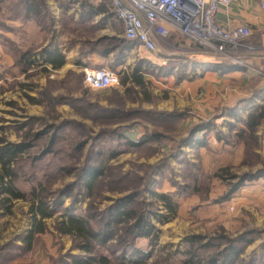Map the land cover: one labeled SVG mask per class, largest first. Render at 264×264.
Masks as SVG:
<instances>
[{"label":"rangeland","instance_id":"374dc122","mask_svg":"<svg viewBox=\"0 0 264 264\" xmlns=\"http://www.w3.org/2000/svg\"><path fill=\"white\" fill-rule=\"evenodd\" d=\"M13 5V2L0 0V42L4 54L9 53L11 56L7 58L4 55L0 64V137L9 143H18L28 131L27 127L24 129L19 126L28 122L30 117L38 118L27 124L29 134L42 130L45 134L35 142V148L20 155L15 163L17 177L13 185L17 191L26 194L33 189L39 191L50 206L54 207L55 202L57 204L53 215L45 219L44 231L34 235L30 247L23 238L27 237L32 224L31 202L21 198L12 199L9 209L0 204V264H65L70 261L71 255H81L83 252L74 237L58 230L64 210L72 206L73 215L84 217L83 212L87 207L102 211L115 199L135 189H144V192L152 189L169 195L177 205L176 212L171 214L160 202L154 204L149 196L143 198L146 207H151L162 220L152 219L156 227L155 240H136L137 247L150 254L146 264H197L196 261L202 258L214 257L232 240L233 243L242 238L264 240V200L248 198L240 193L244 186L264 177V144L260 135L256 139L238 136L237 132L242 127L221 133L225 144L239 145L241 149L237 150L236 155L229 151V158L211 157L207 161L199 151H189L183 138L177 135L184 118L176 124H170L157 119L150 120L145 114L140 115L142 112L112 119L106 117V113L104 116L99 105L104 99V91L87 88L83 82V68L74 62H69L72 65H65L59 72H49L45 81L41 80L44 84L40 91L46 89L49 92L48 99H44L42 104L29 103L21 91V79L16 80V77H21L19 73L24 68L20 52L24 48L31 50L28 43L34 38L35 32L31 30L28 37H24L23 33H15L14 40L7 43V36L3 35L6 33V23L2 18L16 13ZM39 5L44 11V19L40 23L47 28V42L54 40L58 46L67 47L70 59L78 57L85 67L112 68L115 63L113 68L119 71L120 77L124 73H142L143 86H136L131 98L127 99L136 105L128 108L150 110L140 105L149 102L152 103V110L163 112L154 102L167 99L173 92V85L168 81L169 75L177 77L183 67H191L195 61L193 58H184L176 71L170 69L169 64L160 63L140 64L139 69L137 50L132 45L124 49L120 37L112 36L108 45L114 48L113 52L98 62L93 59L91 51L106 49V34L102 33V29L75 23L69 15L56 18L44 1ZM113 23L112 32H119ZM10 62L13 66L8 65ZM37 74L28 75L27 81L35 83ZM188 75L184 73L185 77ZM2 76L9 80H2ZM29 95L41 99L36 91H31ZM220 111L223 112L216 108L210 111V115H218ZM182 112L186 117L194 111L185 109ZM207 120L211 121L212 116L198 119L194 126L206 124ZM258 126H264V117ZM133 128L143 133L144 139L151 138L150 141L139 147H131L127 139L137 140L125 134ZM106 131H109L110 136H106ZM53 132L57 139L53 151L35 158L43 152ZM213 133H216L215 130ZM209 151H206L207 154ZM108 152L113 156L106 161ZM99 161L105 163L104 173L93 189L89 190L82 173L96 166ZM259 173L262 176H257ZM241 179H246L242 186L236 191L231 190L234 184L243 181ZM65 191L68 192L64 194ZM190 239L195 240L193 246L190 245ZM245 248L241 249L244 255ZM94 250L105 253L104 247L97 246ZM191 253H194L193 256ZM190 257L192 259L188 260ZM239 261L242 263L238 264L244 263L241 259L236 262Z\"/></svg>","mask_w":264,"mask_h":264},{"label":"crops","instance_id":"0c3cea01","mask_svg":"<svg viewBox=\"0 0 264 264\" xmlns=\"http://www.w3.org/2000/svg\"><path fill=\"white\" fill-rule=\"evenodd\" d=\"M6 1L13 2V9L17 10L16 13L2 18L6 23V33H3V35L7 36V43L14 40L15 33H23L24 37H28L27 34L29 35L31 30H33V33L35 32L34 38L32 41L29 40L28 43V47L31 46V50L28 51L30 48H24L20 52L23 55L28 54L27 58L22 60L24 68L19 73L21 77H16V80L20 81L21 79V91L29 102L26 95L34 97L29 95L30 92L36 91L39 93L40 87L44 84L47 72L43 69H48L50 73L59 72L65 65L70 67L72 64H68L69 62H74L76 66L84 69L85 63L82 64L78 60V57L70 59L67 47L58 46V43L54 42V40L49 43L47 42V28L40 23L44 19L42 17L44 11L35 13L26 12V6L30 5L31 0ZM37 1L40 3L44 1L52 9L56 18L59 15H69L75 23L90 24L93 29H102V33L106 34V49L91 51V54L94 56L93 59L98 62H102L103 59H106L113 52L114 48L108 45L109 39L112 36L115 38L120 37L122 42L126 41L123 36L122 23L112 15L109 0ZM215 18L217 23L223 27L237 28L247 26L250 29V35L244 39V42L250 45L253 50L242 53L241 63L234 64L229 60L219 59L208 53L186 51L185 43L177 36L171 39L173 43L172 47H162L159 52L154 53L146 51L136 42L130 43V46L132 45L137 50V56L140 58L138 59L139 69L140 64L144 66L149 63L154 65L160 63L163 65L169 64L168 67L176 71V68L184 61V58H193L192 60H195L191 67H183L177 77L169 75L168 81L173 85V92L167 99L156 100L154 104L158 109L163 110L167 114L182 112L185 109H192L194 111L192 115L189 114L183 117L184 119H182L177 130V135L183 138V140H185V136L198 122V119H209L212 116L211 121L208 122L207 120V130L198 132L194 138L184 143L188 146L189 151H199L203 158H207V161L211 157L215 159L229 158V151H233V155H236L240 146L225 144L221 133L229 132L230 129L237 127H245V121L249 113L254 111V108L257 106H264V48L260 44V36L264 31V17L259 11L258 0H235L228 7L220 8ZM112 23L119 28V32H112ZM0 34L2 33L0 32ZM1 43L0 64L3 62L4 55H7V58L11 57L9 53L4 54ZM123 48L127 47L124 45ZM48 53H58L63 56L64 64L60 68L51 69L50 64L45 61ZM160 59H162L163 63ZM118 60L116 59L115 61ZM163 60H166L168 63H165ZM119 63L121 62H116V64ZM11 64L13 63L10 62L8 65L13 66ZM112 65L114 67L115 63ZM113 67L110 69L117 72L118 70ZM35 72L38 73V80L35 83H29L26 77ZM184 73H189V75L185 77ZM1 78L4 81L9 80L6 76H2ZM30 85L34 87L32 90L26 88ZM117 87H119L118 90L122 94L123 90L121 86L103 90L105 94L103 95L104 99L101 103L99 102V105L102 106V112L106 113V117L108 118H111V115L119 117L116 112L111 111L113 108L118 107V112H120V109H123L125 112L128 107H135L136 105L135 102H129L127 99H124L123 102L119 99L121 103L119 102L118 104L115 101H111L109 99L112 97L111 89ZM140 105L142 108L152 109V103L148 102ZM216 108L218 110L222 109L223 112L220 111L218 115H210V111ZM110 112L113 113L110 115ZM112 123L114 124V122ZM210 129L212 131L207 132ZM214 130L215 134L213 133ZM125 135L134 137L135 140L144 139L143 133H138L136 128L129 130ZM256 135L261 136L262 143L264 144V126H257ZM207 150H210L209 152L211 153L208 152L207 154ZM240 193L248 198L264 200V177H259L253 184L244 186L240 190ZM238 242L234 250H231L229 254H225L223 259L217 258L212 264L242 263L241 261L236 262L237 259L243 260V264H264V240L253 238L244 240L242 238ZM242 246L246 247L244 249L245 255L242 254ZM228 257L230 259L227 260ZM199 262L198 264L207 263L204 258ZM208 264L211 263L208 262Z\"/></svg>","mask_w":264,"mask_h":264},{"label":"trees","instance_id":"16d2710c","mask_svg":"<svg viewBox=\"0 0 264 264\" xmlns=\"http://www.w3.org/2000/svg\"><path fill=\"white\" fill-rule=\"evenodd\" d=\"M39 4V1L31 0L30 5L26 6V12H42L43 9H41ZM42 17H44V14ZM102 40L103 39L99 42ZM130 43L131 41L126 40L121 44V47L124 45L128 46ZM27 54L21 55V62L27 58ZM45 61L50 64L51 69L60 68L64 64L63 56L58 53H48ZM43 70H45L47 74L49 73L48 69L45 68ZM141 74L142 73L137 72L132 74L124 73L120 77L119 82L123 90L122 94L119 92L118 88H113L111 93L112 97L109 99L118 104L120 102L119 99L123 102L124 99L131 98L136 86H143L144 81ZM20 87L22 88V85ZM26 88L32 90L34 87L30 85ZM39 94L41 99L29 97L28 95L26 96L29 102L34 104H42L44 99L49 98V92L46 89L40 91ZM86 110L88 111V109ZM111 111L116 112L119 115V118L134 116L135 114L142 112L140 115L145 114L146 118L150 120L157 119L170 124H176V122H179L185 116L183 112L167 114L162 111H154L152 109L142 111L140 108H127L125 112L123 109H120V112H118V107H116L111 109ZM112 113L113 112H110V115ZM102 114L105 116V113ZM263 117L264 106L260 105L254 108V111L249 113L245 121V127L240 128L237 132L238 136L240 135L244 137V135H246L252 139H256V128ZM112 118H115L114 115H111L110 119ZM37 119L38 118L30 117L28 118V122L21 124L23 126H19V128L24 129L27 127L28 131L25 132L21 141L18 143H9L4 137H0V204L1 206L9 209L12 199L21 198L31 202L32 207L30 213L32 216V224L26 235L27 237L23 238V241H25V244L28 247L31 246L34 235L44 231L45 219H48L53 215L57 204L55 202L54 207L50 206V203L44 199V196L39 191L33 189V191L29 194H26L17 191L13 185V182L17 177V165L15 166V163L20 158V155H22L24 151L35 148V142L39 141L42 138V135L45 134L44 130L29 134L30 130L27 124H31ZM207 129L208 126L206 124H197L191 129L189 137L183 140V142L187 143L195 136V134ZM108 135L109 131H106V136ZM55 137L56 133L53 132L45 143V149L43 152L35 158H41L53 151L54 143L57 140ZM149 139L151 138L137 141L127 139V142L131 147H139L150 141ZM28 140H30V142H28ZM112 156V153L108 152L106 154V161ZM104 161H99L96 163V166L87 170L85 173H82L84 174L83 179L85 185L89 190L93 189L100 175L104 173ZM85 168H83V170ZM257 176L262 175L260 174ZM245 181L246 179L242 182L240 181L239 183L234 184L231 187V190H238ZM67 192L68 191H65L64 194ZM146 196L152 198L154 200V204L156 202H160L164 209L170 211L171 214L176 212L177 205L173 202L169 195L153 191L152 189H147L146 192H144V189L142 191L135 189L130 194H126L115 199L111 205L107 206L106 209L102 211L92 210L93 208L91 206L87 207L83 212L84 217H76L73 215L72 206H68L61 215V220L58 222V230L60 233L68 234L74 237L83 254L71 255L70 261H66L65 264H146L147 258L150 254L149 252L139 249L137 247L138 245L136 240H138V238H147L149 242L155 240L156 227L152 223V219L162 221L161 218L157 217V215L152 211L153 209H151V207H146L147 204H145L143 200ZM189 242H191L190 245L193 246L195 240L190 239ZM233 242L234 240L228 242V244L225 245L221 251L217 252L214 257L211 255L210 257L204 259L207 263L210 262L211 264L217 258L223 259L225 254H229L231 250L235 249L237 244ZM97 246L104 247L105 253L95 252L94 248ZM17 247L19 246L17 245ZM1 249H3V247H1ZM193 254L194 253H191L192 256ZM191 259L192 258L190 257L188 260ZM228 259L230 258L228 257L227 260ZM196 263H200L199 260L196 261Z\"/></svg>","mask_w":264,"mask_h":264},{"label":"built area","instance_id":"2783aa9c","mask_svg":"<svg viewBox=\"0 0 264 264\" xmlns=\"http://www.w3.org/2000/svg\"><path fill=\"white\" fill-rule=\"evenodd\" d=\"M112 15L122 23L123 36L150 53L172 47V37L185 43L186 51L208 53L234 64L242 62V53L253 50L244 39L247 26L223 27L216 13L235 0H109ZM264 17V0H258ZM264 48V31L260 36ZM83 82L91 90H106L119 85V71L107 66L85 67ZM231 208V206H230Z\"/></svg>","mask_w":264,"mask_h":264}]
</instances>
